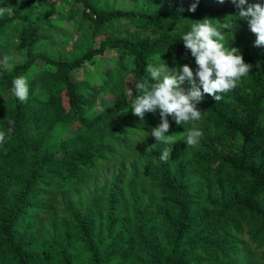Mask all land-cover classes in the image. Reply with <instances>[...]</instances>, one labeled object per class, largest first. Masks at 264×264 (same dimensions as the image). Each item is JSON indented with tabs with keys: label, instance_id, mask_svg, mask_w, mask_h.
Returning <instances> with one entry per match:
<instances>
[{
	"label": "trees",
	"instance_id": "trees-1",
	"mask_svg": "<svg viewBox=\"0 0 264 264\" xmlns=\"http://www.w3.org/2000/svg\"><path fill=\"white\" fill-rule=\"evenodd\" d=\"M55 1L78 37L64 59L38 49L58 43ZM100 1L0 0L14 11L0 17V264H264V48L230 0H199L194 13L169 0L140 11ZM204 18L238 23L224 44L252 69L221 100L205 95L200 120L168 117L177 142L163 161L167 144L150 135L159 114H132L134 84L149 63L195 71L182 36ZM111 52L112 65L97 70ZM86 64L96 69L77 80ZM19 76L29 82L24 103L12 93ZM193 128L203 135L187 146ZM118 164L94 205L61 200Z\"/></svg>",
	"mask_w": 264,
	"mask_h": 264
},
{
	"label": "clouds",
	"instance_id": "clouds-1",
	"mask_svg": "<svg viewBox=\"0 0 264 264\" xmlns=\"http://www.w3.org/2000/svg\"><path fill=\"white\" fill-rule=\"evenodd\" d=\"M224 4L225 0H217ZM238 9L240 20L246 21L248 29L256 37L254 47L264 48V4L248 3V0H230ZM199 0H195L189 7V12L197 10ZM246 6V7H245ZM14 14L12 7H0V17ZM237 22L221 23L217 20L204 18L191 25L190 31L182 36L183 45L190 51L195 60L196 69L185 64L180 68H169L162 63H149L148 76L134 84L138 93L131 105L132 114L141 121L148 113L158 112L160 123L151 129L150 135L156 142L173 145L177 141L169 135L171 116L175 124L181 126L189 121L200 120L201 111L197 105L203 101L204 96H211L215 101L222 99L223 93H228L237 87L242 77L247 76L252 65L245 63L239 49L225 47L224 30L236 31ZM7 60V57H5ZM188 83L189 87L183 85ZM12 93L21 102H27L29 95V82L24 76L12 81ZM129 95H133L129 90ZM185 144L196 146L203 133L193 128L186 132ZM6 143V133L0 131V144ZM170 151L166 148L160 159L167 161Z\"/></svg>",
	"mask_w": 264,
	"mask_h": 264
},
{
	"label": "rangeland",
	"instance_id": "rangeland-1",
	"mask_svg": "<svg viewBox=\"0 0 264 264\" xmlns=\"http://www.w3.org/2000/svg\"><path fill=\"white\" fill-rule=\"evenodd\" d=\"M160 0H101L100 4L106 6L107 8H116V9H135V10H144L149 9L153 10L157 2ZM171 4H174L180 9L188 10L191 4L194 2V0H169ZM57 2H54L55 10L52 11V17L55 19V22L57 25H59V28L55 31H53L54 37L58 41L57 44H54L52 47V44L49 41H45L44 43L40 44L38 46V49L42 51L43 53H46L50 56L61 58H68V56H72V52L76 46V42L78 41L77 33L74 32V28L72 26H69L67 21L63 18V10L64 12L67 10V5L64 3L61 5H57ZM64 6V7H63ZM57 8V9H56ZM62 11V12H61ZM84 30L88 31V24L84 23ZM121 32H123V29H119ZM249 36V35H248ZM242 36L238 37V41H241ZM100 38L96 39V43L98 44ZM61 42V43H59ZM88 45V42L83 40L80 42V46L82 49L86 48ZM16 59L24 57L21 55V53H15L14 54ZM116 57L115 53H108L104 58H101L97 62V70L101 72H105L111 65L112 61L111 59ZM16 61V60H15ZM0 62H4V58L0 55ZM172 68V67H171ZM96 68L93 65L86 64L83 68L77 70L74 73V76L77 80H82L84 78V73H91ZM157 124L160 123V117L158 116L156 119ZM173 145H166L167 149L173 148ZM146 158H149L148 156H145ZM151 161V159L149 158ZM121 164H118L116 166L107 168L100 172L89 184L87 187L80 191L73 192L69 195L63 196L61 200L63 199L64 203H66L69 206H85L88 204L94 205L97 201L94 198L95 193L100 189L101 183H109V180L111 178V175H115L119 172V166ZM123 171L127 169V173H125V176L130 175V173L134 170V168L131 166L130 163H127L126 168L122 167ZM65 199V200H64Z\"/></svg>",
	"mask_w": 264,
	"mask_h": 264
}]
</instances>
